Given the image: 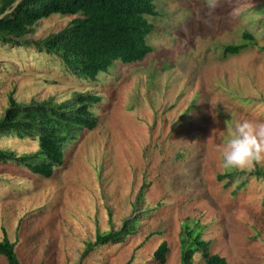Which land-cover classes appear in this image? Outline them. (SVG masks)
<instances>
[{"label": "rangeland", "instance_id": "rangeland-1", "mask_svg": "<svg viewBox=\"0 0 264 264\" xmlns=\"http://www.w3.org/2000/svg\"><path fill=\"white\" fill-rule=\"evenodd\" d=\"M154 8L151 53L115 63L93 83L32 45L0 44V118L11 97L27 106L85 93L101 99L97 126L75 134L50 179L0 163V241L14 244L21 264H160L162 243L164 264H179L184 226L226 264H264V179L251 176L264 162L221 166L231 125L264 121V0H155ZM72 20L39 21L23 42ZM0 150L22 156L37 144L0 138ZM234 173L241 177L219 180ZM131 221L123 240L87 253L97 235ZM193 264H205L198 252Z\"/></svg>", "mask_w": 264, "mask_h": 264}, {"label": "trees", "instance_id": "trees-1", "mask_svg": "<svg viewBox=\"0 0 264 264\" xmlns=\"http://www.w3.org/2000/svg\"><path fill=\"white\" fill-rule=\"evenodd\" d=\"M154 1L0 0V44L32 45L39 52L59 59L76 78L93 83L115 63L134 64L151 53L147 41L153 27L148 18L157 16ZM54 15L73 20L56 35L39 42H23L26 36L33 34L37 22ZM243 38L254 42L248 33ZM245 47H227L224 53L237 55ZM100 102V97L91 93L75 95L59 105L52 101L20 105L11 97L8 109L0 118V138L35 142L37 151L17 156L14 152L0 150V163H13L35 177L50 179L54 170L63 165L64 149L75 134L91 132L97 126L98 117L93 108ZM251 176L264 179V171L258 170ZM227 177L233 179L241 175L234 173L219 177V180ZM133 223L125 222L118 232L97 235L95 243L88 245L87 253L94 247L123 240L131 233ZM168 252L167 244L162 243L154 259L164 264ZM196 252L205 264H226L225 259L210 254L209 243L184 226L180 234L179 264H193ZM0 257L7 264H21L14 244L7 238L0 241Z\"/></svg>", "mask_w": 264, "mask_h": 264}, {"label": "clouds", "instance_id": "clouds-1", "mask_svg": "<svg viewBox=\"0 0 264 264\" xmlns=\"http://www.w3.org/2000/svg\"><path fill=\"white\" fill-rule=\"evenodd\" d=\"M221 156L224 169H250L264 162V121L243 119L232 124Z\"/></svg>", "mask_w": 264, "mask_h": 264}]
</instances>
